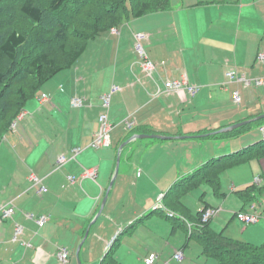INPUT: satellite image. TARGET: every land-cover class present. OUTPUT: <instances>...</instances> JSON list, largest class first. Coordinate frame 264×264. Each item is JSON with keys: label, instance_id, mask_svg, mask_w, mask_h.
I'll use <instances>...</instances> for the list:
<instances>
[{"label": "crops", "instance_id": "1", "mask_svg": "<svg viewBox=\"0 0 264 264\" xmlns=\"http://www.w3.org/2000/svg\"><path fill=\"white\" fill-rule=\"evenodd\" d=\"M170 4L167 11L114 27L117 34L110 31L97 37L104 38L94 57H85L86 51L75 65L80 67L49 81L45 85H50L48 90L33 98L36 103L31 108L27 103L23 118L4 138L0 146V208L14 206L16 213L12 219L0 220V264H61L58 255L63 249L69 252L67 264H79L77 249L107 194L119 148L135 134L185 138L138 139L122 150L119 174L103 214L81 249L82 264H146L151 254L158 255L157 264H180L174 260L177 251H184L181 264H218L203 255L195 238H188L183 223L153 208L173 186L210 162L263 141L261 136L253 140L256 142H245L252 127L264 123L213 133L264 114V84H256L257 80L264 82V62L258 59L264 54V0H170ZM139 34L149 37L144 48L158 66L152 76L143 72L135 50ZM230 71L239 79L228 78ZM184 77L201 86L194 98L186 91L163 93L167 81ZM113 86L121 90L112 95L108 111L114 126L111 146L95 149L91 143L100 129L99 118L106 112L102 97L111 93ZM237 93L239 103L235 102ZM43 95L49 100L43 102ZM74 98L82 100L83 107H73ZM46 118L64 130L66 142L42 143L39 122ZM63 155L67 163L58 168V158ZM233 167L239 170L235 178L238 187L248 186L237 190L232 183L230 191L238 194L246 207L232 214L230 220L239 221L234 236L226 235V228L216 230L214 224L211 229L233 241L263 246L264 214L256 200L264 196V184L256 185L254 192L244 191L255 185V175L264 177V157ZM233 167L218 175L216 195H223L220 175ZM90 170L96 171L94 178L85 175ZM32 175L42 182L35 185ZM71 175L77 177L74 184L68 180ZM41 188L45 190L39 194ZM251 193L255 200L247 204ZM163 202L167 207L164 198ZM184 213L188 215L186 209ZM239 213L256 214L259 221L247 225ZM27 214L47 216L49 221L39 227ZM17 226L23 228V234L14 240Z\"/></svg>", "mask_w": 264, "mask_h": 264}, {"label": "trees", "instance_id": "2", "mask_svg": "<svg viewBox=\"0 0 264 264\" xmlns=\"http://www.w3.org/2000/svg\"><path fill=\"white\" fill-rule=\"evenodd\" d=\"M72 1L73 0H47V4L38 5L37 0H20L19 10L30 22L40 24L43 22L45 13L48 10H51L54 14L58 15ZM3 2L4 0L0 1V4ZM116 3L117 4L112 2L110 6L103 5L99 7L100 14L103 15V17L114 18L113 22H110L107 25L105 24L107 20L104 19L105 22H103L100 19H97L98 17H93L95 15H93L92 12L87 13V16L94 18L93 23L92 21L88 23V19L85 15H83V18H85L84 21L77 22L76 25L85 30V35H83L84 42L78 48H66L65 43L67 42L68 37V26L64 22H58V26L54 27V35L61 42L60 49L66 57V62L65 64H60L49 53L43 52L28 63V75L32 80L37 82V84L32 86L28 93L20 91L19 102L13 105H6L5 107L4 105L0 106L1 110L3 107L5 108L4 113L0 110V119L3 122L0 123V146L6 135L11 131V126L14 121L23 114L27 103L36 97L42 88L58 74L72 69L87 51L90 41L110 32L114 27H120L126 19L129 22L132 19L141 18L147 14H153L160 11H167L171 8L170 0H119ZM27 44L28 37L21 29L9 28L0 33V95L3 87L6 85V73L1 69L3 66L2 63L7 61L12 65L15 64L21 50ZM245 127L247 126L242 127V129ZM263 157L264 141L255 146L243 149L241 152L233 154L228 158L210 162L205 167L198 170L193 176L185 178L177 183L167 195L164 196L166 205L179 210V215L184 216L187 222L193 220L192 222L195 227L192 234H190L191 238H195L202 246L203 255L207 258L216 260L218 264H264V245L254 246L249 243L233 241L227 239L223 233L213 232L211 229L212 222L207 224H203L202 222L204 212L212 207L204 202L202 210L199 212L198 216H191L192 220L189 219L188 216H186V213H184V209H187V207L183 203V200L179 199V195L184 190L192 188L201 180L212 185L218 192V175L221 171L225 168L237 166L249 162L250 160L261 159ZM250 190H253L252 192H254L256 186L249 187L244 192H249ZM174 220L177 223H183L187 229V233H189V228L186 222L180 221V219ZM126 230L127 228L124 231ZM109 254L110 252L106 256H109ZM102 263H104V261Z\"/></svg>", "mask_w": 264, "mask_h": 264}, {"label": "rangeland", "instance_id": "3", "mask_svg": "<svg viewBox=\"0 0 264 264\" xmlns=\"http://www.w3.org/2000/svg\"><path fill=\"white\" fill-rule=\"evenodd\" d=\"M118 1L119 0H73L58 15L54 14L51 10H48L45 13V18L43 19V22L40 24H34L30 22L27 18H25V16H23L22 13L20 12L19 10L20 0H4V2L0 4V33L9 28L21 29L22 32H24V34L28 37V44L24 46L23 49L21 50V53L15 64L12 65L7 61H4L2 63L3 66L1 67V69L4 73H6V85L3 87L2 93L0 95V106L4 105L5 107L6 105H13L19 102L18 100H19L20 91H23L24 93H28L30 92L32 86L37 84V82H35L30 78L27 72L28 63L33 58L39 56L43 52H46L49 53L52 57H54L58 63L65 64L66 57L61 52L60 49L61 42L54 35L55 34L54 27L58 26V22H64L68 26V37H67V42L65 43L66 48H72V47L78 48L84 42L83 35H85L84 32L85 30H83L81 27L76 25L77 22L78 21L82 22L85 20V18H83V15L87 17L88 23H90L91 21L92 23L94 22L93 17H98L97 19H100L103 22L107 20L105 22L106 25L110 22H113L114 18L103 17V15L100 14L99 7L103 5L110 6L112 2L117 4L116 2ZM47 3H48L47 0H37L38 5L41 4L45 5ZM89 12H92V14L95 16L93 17L87 16V13ZM127 24L128 21L126 19L123 25H120V27H124ZM102 36L103 35H101V37ZM103 38L101 39L98 38L96 40L90 41L87 50V55L85 57L87 58L94 57V53L97 50V48L99 49ZM75 67L78 68L80 67V65L78 64V66ZM75 67L72 70H74ZM58 79L60 78H57V80H53L55 81L53 83H57ZM48 87H50V85L43 87V89L40 91V94L44 90L47 91ZM32 100L28 102L27 108H31L33 103H36V100L33 101ZM4 107L2 108V110L0 109L1 112L3 113L5 112ZM237 111H243V109L239 110L238 108ZM16 121H14V123ZM52 122L53 121L48 120V118H46L45 120L43 119L39 122L40 123L39 127L43 129V132H39L41 141L42 143L49 145H53L56 142H57L56 145L63 144L64 141L66 142L67 136L65 135L64 130L63 132H61L59 127L55 126ZM0 123H3L2 120L0 121ZM263 123L264 120L260 122V125ZM259 128L261 127H256V126L252 127L251 131H249V138H247L245 142L248 143L250 140L252 142L257 138H260L261 136L263 139L264 136L262 132H260ZM248 167L249 166H247L246 168ZM234 169L235 168L233 167L229 169L230 171L226 170L222 173L223 175H220V182H221L220 184H221V192H222L221 194L223 195H219V196L216 195L214 187L209 183L203 181H199L192 188L184 190L183 193L179 195V199L183 200V203L186 205L188 209V210L186 209V211L188 212L189 216L188 215L187 216L189 219L192 220L191 216L194 217L198 216L199 212L202 210L203 202L212 206L211 208L221 207L223 211L218 217L214 218L212 224L216 225V230L221 231L224 228H226L225 229L226 235H233V236L235 235L234 234L236 232L235 228L238 226L239 221L234 218L233 220L230 219H232L233 213L243 210V207L245 208L246 205L243 202V200H241V197L238 194H235L230 191V187L232 186L231 185L232 183L235 184L236 187H238L235 178L236 175L238 174L237 171L239 170L238 169L234 170ZM242 169L243 168H240V170ZM250 175H251V179H253V172ZM259 175L261 174L258 173L255 176H259ZM129 179L127 181H129ZM252 183L255 184L254 181ZM247 186L248 185H245L244 187L241 188L238 187L237 190H243L247 188ZM251 200L253 201L255 200V196H253L252 193L250 194L249 199L246 200L247 204L251 203ZM256 201H257L256 205L258 206V210H262L261 213L264 214V196L263 195L258 196ZM157 204L158 202L155 204V206ZM167 207L169 206L167 205ZM167 209L169 210V208ZM163 212L167 214L165 211ZM171 212L176 213L177 216H181L177 212L174 211ZM180 218H182L180 219V221L187 222L184 216H181ZM170 219L175 221L174 218H170ZM228 226H230L229 228H232V230L228 229ZM124 229L126 228L124 227ZM189 236L191 237L190 231L188 233V238ZM191 244L193 246L194 241H192Z\"/></svg>", "mask_w": 264, "mask_h": 264}, {"label": "built area", "instance_id": "4", "mask_svg": "<svg viewBox=\"0 0 264 264\" xmlns=\"http://www.w3.org/2000/svg\"><path fill=\"white\" fill-rule=\"evenodd\" d=\"M111 31L113 34L118 33V29H116V28H113ZM148 38L149 37L145 34L137 35L136 36L135 50H136L139 58L141 59V67H142L143 72L148 76H152L156 73L158 66L149 59L147 52L144 48V42L147 41ZM258 59H259V61L264 62V54H259ZM227 77L230 78L231 80L239 79L238 75L236 74L235 71L228 72ZM241 81H243L247 85L251 84V82L245 78H241ZM256 84L263 85L264 82L262 80H257ZM164 86H165V89H164L163 93L178 94V93H181L183 91H186L191 98H194L199 93L200 87H201L199 85L190 84L187 77H184L181 80L167 81ZM120 90L121 89L119 87L113 86L111 93L104 95L102 97L103 108L106 110V112L103 113L99 118L100 129H99L98 133L94 136V139L91 143V147H93L95 149L107 148V147L111 146V132H112L114 126L110 121L108 111L110 108L112 95L118 93ZM41 100L43 102L48 101L49 97L47 95H43L41 97ZM235 102L236 103L240 102V97H239L238 93L235 95ZM72 106L73 107H82L83 102L80 99H73L72 100ZM23 116H24L23 114L20 115L19 118L17 119V121L12 124V129H15L17 127L18 121L21 118H23ZM126 124H127L128 128H132V124H130L128 122H126ZM260 130L264 136V125L261 126ZM75 153H78V151H75ZM66 163H67V158L64 155L60 156L58 158V168H62ZM85 175L94 178L96 176V171H92V170L85 171ZM31 180L35 185H39L42 182L35 175L31 176ZM68 180L70 183L74 184L77 180V177L71 175V176H68ZM263 184H264V177L258 176L257 178H255V185L261 186ZM44 190H45L44 188H41L39 191V194H41ZM163 198H164V196L159 198L158 204L153 208V210L154 211H165L167 213L166 215L169 218L182 219V218H180L181 216H177L176 213H173L167 209V207L165 206V204L163 202ZM254 208L255 207L253 206V209ZM222 211L223 210L221 207L207 209L202 216L203 224H207L209 222H212L214 220V218L218 217L221 214ZM15 213H16V209L14 206L1 207L0 208V220L6 221L9 219H12L14 217ZM26 217L30 220L36 221V223L38 224L39 227H43L49 221V217H47V216H41V217L36 218V216L33 214H27ZM238 217L247 225L254 224V223H257L259 221V217L256 214L250 215V214H245V213H239ZM186 223L188 225L190 234H192L195 225L191 224L189 222H186ZM22 234H23V228L21 226H17L16 233L14 236V240H17V238ZM58 256H59V260H60L61 264H67L68 263L69 252L66 249L61 250ZM158 258L159 257L157 254H151L148 258L145 259V263L146 264H157ZM174 260L177 263L181 264L184 260L183 252L177 251L174 255Z\"/></svg>", "mask_w": 264, "mask_h": 264}, {"label": "water", "instance_id": "5", "mask_svg": "<svg viewBox=\"0 0 264 264\" xmlns=\"http://www.w3.org/2000/svg\"><path fill=\"white\" fill-rule=\"evenodd\" d=\"M264 120V114L262 115H259L258 117H255L253 119H249V120H246L244 122H240V123H237V124H234L230 127H227V128H224L222 130H219L213 134H222V133H228V132H231V131H234V130H238L244 126H247V125H250V124H253V123H256V122H259V121H262ZM175 138H185V137H167V136H161V135H148V134H135L133 135L132 137H130L126 142H124L121 147L119 148V152H118V157H117V164H116V169H115V173H114V177L112 178L111 182H110V185L108 187V190H107V194L102 202V205H101V208L99 210V212L97 213V215L95 216V218L91 221L88 229L86 230V233H85V236L83 238V241L82 243L79 245L78 249H77V253H76V256H77V259H78V263L79 264H82L81 262V259H80V252H81V249L85 243V241L87 240L88 236H89V233H90V230L92 228V226L98 221V219L102 216L103 214V211H104V208H105V205L107 203V200H108V197H109V193L111 192V189L113 188V185H114V182L115 180L117 179L118 177V174H119V169H120V164H121V152L122 150L128 145L130 144L131 142L135 141V140H138V139H160V140H171V139H175Z\"/></svg>", "mask_w": 264, "mask_h": 264}]
</instances>
